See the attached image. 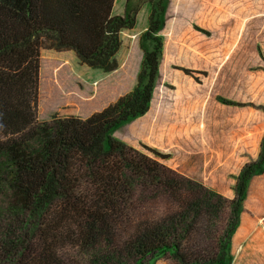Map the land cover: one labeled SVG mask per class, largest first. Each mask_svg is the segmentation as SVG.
<instances>
[{"label": "trees", "instance_id": "16d2710c", "mask_svg": "<svg viewBox=\"0 0 264 264\" xmlns=\"http://www.w3.org/2000/svg\"><path fill=\"white\" fill-rule=\"evenodd\" d=\"M113 5L0 0V264H230L247 182L264 170V132L232 197L168 167L167 153L111 135L149 108L163 48L160 0L139 37L130 90L85 118L37 117L42 49L72 51L102 73L118 68L120 32L137 9L119 15Z\"/></svg>", "mask_w": 264, "mask_h": 264}, {"label": "rangeland", "instance_id": "374dc122", "mask_svg": "<svg viewBox=\"0 0 264 264\" xmlns=\"http://www.w3.org/2000/svg\"><path fill=\"white\" fill-rule=\"evenodd\" d=\"M157 1L114 0V14L121 15L137 9L134 26L120 32L121 46L116 53L117 61H122L130 55L129 59L135 61L132 66L136 65L142 54L139 37L147 25L150 5ZM161 2L164 11L158 35L162 39L163 48L157 75L159 86L156 91L158 92L164 84L169 90L176 91L178 85L175 87L172 84L175 83L174 80H177L178 75H188L182 68L191 70L192 76H188L203 92L201 121L228 123V105H235L228 104V101L237 103L238 106L246 104L233 100L242 101L246 97L244 101H249L252 94H248L243 88L246 86L248 75L255 77L264 74V0H160V4ZM62 58L63 61L66 59V63H71L72 67H78L76 58L69 52L58 53L46 49L40 51L37 100V117L40 120H48L56 115L51 112L58 92L55 93L51 75L55 73ZM129 66L127 64L116 74L120 77V82L117 80L119 90H122L123 82L131 78L133 71ZM73 79L76 81L74 77ZM79 83L78 79L77 84ZM197 85L194 91L199 89ZM75 86L73 84L72 88ZM242 93L243 95H240ZM48 114L52 115L47 116ZM131 122L113 129L117 132L119 128L120 135L123 134L128 139L137 138L129 140L130 142L120 140L121 142L140 150H143L145 145L167 153V166L182 174L198 177L200 169L208 173L209 164L204 167L203 162L205 155L193 152L192 140L188 141L187 135L182 133L185 128L179 114L170 130L172 134L176 132V139H165L158 146L149 145L145 138H138L143 128L136 129L137 122L136 127L133 126L134 122ZM180 132L181 134L177 135ZM118 137L117 134L114 138L119 140ZM179 143L181 145H178ZM182 147L187 149L186 152ZM180 159L183 161L179 162Z\"/></svg>", "mask_w": 264, "mask_h": 264}, {"label": "crops", "instance_id": "0c3cea01", "mask_svg": "<svg viewBox=\"0 0 264 264\" xmlns=\"http://www.w3.org/2000/svg\"><path fill=\"white\" fill-rule=\"evenodd\" d=\"M67 52L75 57L72 51L58 53ZM141 56L142 54L135 66H132L134 60L129 59L130 55L124 57L122 61H117L118 68L109 73H102L80 64L76 57L75 62L78 67L75 68L62 58L55 73L51 75V81L54 80L53 85L55 84V93L58 92L51 113H56L59 117L85 118L101 110L133 87ZM127 64L131 66L129 69L133 72L131 78L123 82L122 90H119L117 80L120 82V77L116 74ZM72 77L76 81L72 80ZM157 78L148 110L143 115L132 119V122L129 121L131 124L134 122L133 126L137 122L136 129L143 128L138 138H145L152 146H158L165 139H176V132L172 134L170 130L174 127L173 124L179 114L185 128L182 133L187 135L188 141L192 140L193 152L205 155L204 167L209 164L208 173L200 169L198 177L208 188L226 197H232L234 177L245 162L257 159L260 153V143L264 132V74L255 75V77L248 75L246 86L243 88L248 94H252V98L249 101H244L246 97L242 101L234 99L233 101L246 102V104L228 105V123L226 124L201 121L203 112L201 93L203 92L191 77L178 75L177 80H174L175 83H172L175 87L178 85L176 91L169 90L164 84L158 92L156 91L159 86ZM78 79L79 84H77ZM70 83L76 86L72 88ZM117 83L118 88L115 92ZM195 85L199 89L194 91ZM190 89L192 90L188 91ZM204 94L207 95L206 92ZM49 115L52 114L47 116ZM117 129V132L116 129L111 132L113 137H117L118 134L119 140L137 139H128L123 134L120 135L119 128ZM179 134L181 132L177 135ZM182 148L186 152L187 149ZM181 161L183 160L180 159L179 162ZM229 255L230 264H264V170L252 175L247 182L242 212L230 241ZM154 264L168 263L157 259Z\"/></svg>", "mask_w": 264, "mask_h": 264}]
</instances>
